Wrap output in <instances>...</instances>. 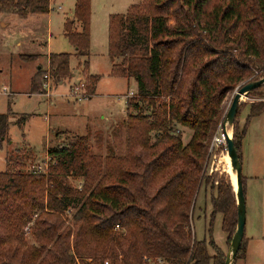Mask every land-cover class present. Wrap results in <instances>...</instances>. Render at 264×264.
<instances>
[{"label":"trees","instance_id":"obj_1","mask_svg":"<svg viewBox=\"0 0 264 264\" xmlns=\"http://www.w3.org/2000/svg\"><path fill=\"white\" fill-rule=\"evenodd\" d=\"M51 1L0 0V15L48 14ZM75 18L66 22L65 36L77 57L89 58L91 0L76 1ZM109 57L112 77L137 83L127 100L136 114H127L126 156L93 154L80 136L48 149L46 174L8 159V170L0 172V264H225L212 236L213 257L206 240L197 241L192 219L205 183L213 193L210 228L221 214L229 244L237 230L234 189L225 175L209 173L207 156L224 100L264 65V0H141L127 14L110 17ZM70 59L51 54L57 84L72 79ZM40 74L33 79L35 93L43 91ZM100 79L87 78L90 95ZM245 107L233 127L241 162L243 140L264 103L250 104L241 130ZM12 115L0 114V145L12 143ZM27 119L20 116L15 125L22 129ZM178 126L192 131L187 144ZM71 178L81 179V188ZM247 242L245 234L235 264L245 259Z\"/></svg>","mask_w":264,"mask_h":264},{"label":"rangeland","instance_id":"obj_2","mask_svg":"<svg viewBox=\"0 0 264 264\" xmlns=\"http://www.w3.org/2000/svg\"><path fill=\"white\" fill-rule=\"evenodd\" d=\"M140 2L141 0H91L90 60L77 57L74 54V46L65 36L66 22L76 21L75 0H52L50 13L29 15L26 20L16 19L10 28L0 30V114H6L11 110L14 123L20 116L28 117L27 123L22 129L11 123L10 137L14 145L10 146L7 142L0 145V172L8 170V159L10 158L16 166L24 164L25 171L32 168L33 165L46 170L48 149L71 144L80 136L88 138L93 154L103 158L112 155L126 156L128 149L127 114L128 112L136 114L133 108L128 111L127 96L130 91L137 92V83L134 79L111 76L109 22L112 15H125L131 6ZM2 20L8 22L10 17H4ZM75 28L80 31L78 22L75 23ZM47 52L71 55L70 64L76 75L73 81H77L74 84L82 81L87 82L89 76L84 70H86L85 63L90 61L91 74L101 76L96 96L83 103H75L65 97L73 85L69 79L62 84H57L53 80L52 101L55 100V106H52L46 97L30 96L31 81L37 72V65L34 61L43 62V64H39L42 68L37 83L39 86L42 84L44 91L43 75L50 68V56L44 59L46 55L43 54ZM44 60H46L45 63ZM261 68L262 66H258L255 71ZM246 83L250 82L246 81L241 85ZM237 89L230 93L222 104L223 117L215 135L221 141L224 132L223 122ZM4 91H7L8 94L5 95ZM43 91H41L42 95ZM261 102L264 103V89L261 92L249 94L247 99L242 100L241 105L247 106L251 103ZM248 111L244 109L241 112V130L247 119ZM33 113L34 116H29ZM177 128L182 134L184 144H187L192 136V131L181 126ZM154 136L153 133L152 142ZM212 144L207 156V163L208 158L210 160L209 173L219 172L220 175H225L226 181L230 182L234 189L235 172L233 174L230 162L225 159L226 156L228 157L227 151L224 150L221 153L220 149L227 147V142L224 141L220 147L215 146L213 152L210 153ZM28 145L35 148L37 155L32 151L31 156ZM260 182L261 185L251 189V199L246 201V237L248 242L245 259L238 260L236 264H264V178ZM71 183L75 187L82 185L81 179L77 178H71ZM208 188L204 183V187L197 194L192 228L197 241L206 240L208 243V252L211 257L215 255V251L210 245V236L219 249L222 250L226 246L225 251L222 250L226 256L231 242L228 243L229 236L223 231V216L221 214L215 215L210 228L213 216L211 205L213 193L210 192V189L208 191ZM244 189L246 197L245 185ZM247 191L250 192L248 188ZM73 213V211L68 213L70 219L65 227L71 226ZM24 232L31 242L30 230H24ZM209 264H214L213 259Z\"/></svg>","mask_w":264,"mask_h":264},{"label":"crops","instance_id":"obj_3","mask_svg":"<svg viewBox=\"0 0 264 264\" xmlns=\"http://www.w3.org/2000/svg\"><path fill=\"white\" fill-rule=\"evenodd\" d=\"M76 1L77 0H75V5H76ZM60 9H61V7H60ZM4 17H10V20L8 22H4L2 20ZM27 18H29V16ZM27 18L22 19L18 16H15V15L1 14L0 15V30L10 28L12 26V24H14L16 19L26 20ZM68 20H70V19H68ZM38 45H40V43H38ZM31 54H34V53H31ZM43 54L46 55V57H44V59H46L47 56H51L52 53L50 54L47 52L46 54L45 53H43ZM74 54H76V50L74 51ZM90 57H91V54H90ZM90 57L88 58L89 60H90ZM45 61L46 60H44V63H45ZM34 63H36V65H37V72L34 75V77H35L37 75V73L40 71V69L42 68L39 64H43V62L37 63L36 61H34ZM111 63H112V60H111ZM88 64H89V66H88V68H86V70H84V72H86L88 74V76H100L99 74H97V75L91 74V72H90V61H88ZM70 66H71V64H70ZM112 67H113V63H112ZM72 71H73V69H72ZM75 76L76 75L74 74V71H73V77L71 79L72 84L77 82V81H73ZM33 79L34 78H32V81H31L30 96L40 95V96L44 97L41 94V92L40 93L33 92V87H32ZM98 85H99V83H98ZM98 85L96 86L95 94L92 95L91 99H93L96 96ZM4 93H5V95L8 94L7 91H4ZM51 105L52 106L56 105L55 100H53L51 102ZM246 109L249 110L248 111V114H249L250 105H247L245 107V110ZM29 116H34V113L29 114ZM10 122L15 124L13 118L11 119ZM2 145L3 144H1V146ZM11 145H14V143H11L10 146ZM28 149H30V150L32 149L31 151L35 152V150H34L35 148H32L30 145H28ZM35 154H36V152H35ZM45 154H44V156H45ZM263 162H264V112L261 115H259L258 117H255L254 119H252L251 124L248 128L247 134H246V136L243 140V143H242V176H243L244 184L246 187V201H248V199H251L250 198L251 193H252L251 189L255 186L261 185L259 183H261L260 181L263 180V178H264ZM247 188H248V190H250V192L247 191ZM205 191L208 192L209 188H208V191L207 190H205ZM225 249H226V246L222 250L225 251Z\"/></svg>","mask_w":264,"mask_h":264},{"label":"water","instance_id":"obj_4","mask_svg":"<svg viewBox=\"0 0 264 264\" xmlns=\"http://www.w3.org/2000/svg\"><path fill=\"white\" fill-rule=\"evenodd\" d=\"M264 86V78L255 82H250L243 84L238 87L235 96L233 98L232 104L226 114L225 120L223 122V136H225L227 142V155L231 159L232 167L236 173V193L237 207H238V225L231 246L226 255L225 264H235L237 255L243 244V240L246 234V197L244 192V186L242 181V162L239 159L233 136V127L236 120L239 107L242 104V96L247 99L249 94ZM227 128L232 130V136L229 137L227 133Z\"/></svg>","mask_w":264,"mask_h":264},{"label":"built area","instance_id":"obj_5","mask_svg":"<svg viewBox=\"0 0 264 264\" xmlns=\"http://www.w3.org/2000/svg\"><path fill=\"white\" fill-rule=\"evenodd\" d=\"M264 78V65L261 69L255 71L254 75L249 78L247 80V82H254L256 80H261ZM53 79H52V75H51V72H50V68H48V72H46L44 75H43V89H44V93H43V96L47 98L48 101H50L49 103L52 102V99H53V93H54V89H53ZM135 96V93L133 91H130L128 96H127V100L128 99H131L132 97ZM67 98H69L70 100H72L73 102L75 103H83V102H86L88 100H90L92 98V95H90V93L88 92V82L86 81H82L80 83H77V84H73L66 96ZM224 140V136H223V139ZM220 138H218V136H216L214 138V141H213V144H212V148H211V151L210 153L213 152L215 146L216 147H220L221 144H223L222 142H220ZM221 149V148H220ZM226 147H225V151H226ZM47 165H46V170L43 169L42 167H37L35 165L32 166V170H34L35 172H39V173H43V174H46L47 173V169H48V165L50 163V158H48L47 156ZM82 185H80L79 187L81 188ZM117 229L119 230V226H117ZM26 231H29V226L27 228H25ZM108 264V263H106ZM153 264H163V262L161 260H157L155 261Z\"/></svg>","mask_w":264,"mask_h":264},{"label":"bare ground","instance_id":"obj_6","mask_svg":"<svg viewBox=\"0 0 264 264\" xmlns=\"http://www.w3.org/2000/svg\"><path fill=\"white\" fill-rule=\"evenodd\" d=\"M244 98H245V96H242V99L241 100H243ZM227 133H228V136L229 137L232 136V130L231 129L227 128ZM224 141H226L225 136H224V140H222L220 142L224 143ZM225 159L227 160V162H230L231 167H232V163H231L230 157L229 156L228 157L226 156ZM232 169H233V167H232ZM233 174H234V170H233ZM235 179H236V173H235ZM235 189H236V180H235Z\"/></svg>","mask_w":264,"mask_h":264}]
</instances>
